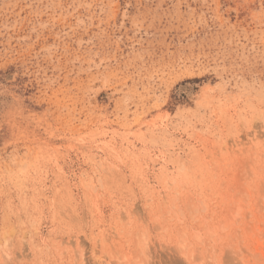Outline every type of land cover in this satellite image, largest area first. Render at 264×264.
Returning a JSON list of instances; mask_svg holds the SVG:
<instances>
[{
    "label": "rangeland",
    "instance_id": "374dc122",
    "mask_svg": "<svg viewBox=\"0 0 264 264\" xmlns=\"http://www.w3.org/2000/svg\"><path fill=\"white\" fill-rule=\"evenodd\" d=\"M0 264H264V0H0Z\"/></svg>",
    "mask_w": 264,
    "mask_h": 264
}]
</instances>
